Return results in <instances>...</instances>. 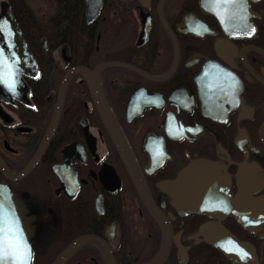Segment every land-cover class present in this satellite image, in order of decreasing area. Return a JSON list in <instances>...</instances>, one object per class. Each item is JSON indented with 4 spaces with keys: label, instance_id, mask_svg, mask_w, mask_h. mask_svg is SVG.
<instances>
[{
    "label": "flooded vegetation",
    "instance_id": "obj_1",
    "mask_svg": "<svg viewBox=\"0 0 264 264\" xmlns=\"http://www.w3.org/2000/svg\"><path fill=\"white\" fill-rule=\"evenodd\" d=\"M22 1L0 10L37 75L0 97V228L27 264L83 237L65 264H264V0Z\"/></svg>",
    "mask_w": 264,
    "mask_h": 264
},
{
    "label": "water",
    "instance_id": "obj_2",
    "mask_svg": "<svg viewBox=\"0 0 264 264\" xmlns=\"http://www.w3.org/2000/svg\"><path fill=\"white\" fill-rule=\"evenodd\" d=\"M235 1V0H233ZM213 15H216L213 13ZM117 64L105 63L96 67L92 72H83L84 75L96 76L97 73L105 67H114ZM31 71H35L33 59L27 51L20 35L15 21L12 18L9 6L7 3H1L0 10V97L5 94L13 93L24 87L20 75H31ZM68 76L64 79L61 88H65ZM90 89L97 98V106L100 116L105 125V129L112 139L116 149L125 163V166L132 178L136 176V169L133 159L127 150V146L122 137V133L115 123L109 109L105 105V101L100 96L98 86L90 82ZM99 94V95H98ZM57 115H54L46 134L42 140L41 146L37 152V157L43 153L57 123ZM35 159V160H36ZM30 168V166H29ZM28 168V169H29ZM27 169V170H28ZM91 238H80L73 241L56 259L52 264H65L66 261L79 249L84 243L91 241ZM3 264H10V258H5Z\"/></svg>",
    "mask_w": 264,
    "mask_h": 264
},
{
    "label": "snow or ice",
    "instance_id": "obj_3",
    "mask_svg": "<svg viewBox=\"0 0 264 264\" xmlns=\"http://www.w3.org/2000/svg\"><path fill=\"white\" fill-rule=\"evenodd\" d=\"M7 233L10 235L0 228V264L6 257L10 258V264H27L30 250L19 236V230L10 228Z\"/></svg>",
    "mask_w": 264,
    "mask_h": 264
},
{
    "label": "trees",
    "instance_id": "obj_4",
    "mask_svg": "<svg viewBox=\"0 0 264 264\" xmlns=\"http://www.w3.org/2000/svg\"><path fill=\"white\" fill-rule=\"evenodd\" d=\"M58 1L64 3V0H58ZM15 6H17V7H25L26 6L27 7L25 1H22V0H16Z\"/></svg>",
    "mask_w": 264,
    "mask_h": 264
},
{
    "label": "rangeland",
    "instance_id": "obj_5",
    "mask_svg": "<svg viewBox=\"0 0 264 264\" xmlns=\"http://www.w3.org/2000/svg\"><path fill=\"white\" fill-rule=\"evenodd\" d=\"M34 1L36 2L37 0H31V3H33Z\"/></svg>",
    "mask_w": 264,
    "mask_h": 264
}]
</instances>
